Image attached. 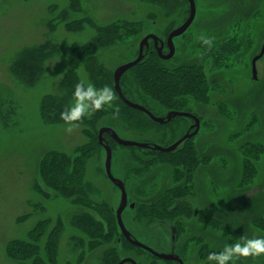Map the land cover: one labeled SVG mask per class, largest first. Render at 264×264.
<instances>
[{
  "label": "rangeland",
  "instance_id": "rangeland-1",
  "mask_svg": "<svg viewBox=\"0 0 264 264\" xmlns=\"http://www.w3.org/2000/svg\"><path fill=\"white\" fill-rule=\"evenodd\" d=\"M194 3L193 22L174 39L177 56L186 64L174 76L180 80L186 67L197 65L204 83L172 78L178 90L162 95L155 88L150 94L139 82L145 67L169 71L181 66L159 59L150 41L146 55L123 74L120 84L158 116L169 110L168 99H181V109L197 114L198 132L172 153L123 147L105 138L112 149V174L126 180L128 203L139 197L133 180L139 176L137 183L151 187V206L179 197L190 203L193 196L192 204L205 213L200 219L190 214L185 228L175 220L185 201L178 209L165 208L171 218L167 221L156 208L158 219L150 228L154 238L139 237L159 251L174 248L190 264H208V255L225 243L244 235L264 237L253 222L264 216V52L255 80L251 73V58L264 46V0ZM188 14L187 0H0V264L18 263L6 256L15 240L38 245L46 264H117L123 257L166 264L121 243L115 218L120 192L106 176L105 151L97 135L99 128L110 127L123 139L167 146L192 124L183 117L160 125L142 112L130 114L113 88V71L137 56L144 36L155 34L165 41ZM201 34L214 38L211 50L200 42ZM41 47L42 71L36 78L26 81L15 75L13 63ZM160 75L166 81L168 76ZM82 79L97 88L110 86L116 99L94 124H82L68 134L64 122L52 118L59 103H73L65 85ZM81 148L88 154L83 169L87 205L50 188L42 174L51 152L73 157ZM241 148L256 167L245 186L238 185ZM201 156L209 157L206 164L185 172L186 160ZM167 188L173 192L160 196ZM132 214L128 208L123 212L128 227ZM88 217L103 227L105 237L96 245L89 244ZM53 229L56 234L50 235ZM35 230L41 232L38 237L31 234ZM55 235V250L47 253ZM238 264H264V258Z\"/></svg>",
  "mask_w": 264,
  "mask_h": 264
},
{
  "label": "trees",
  "instance_id": "trees-1",
  "mask_svg": "<svg viewBox=\"0 0 264 264\" xmlns=\"http://www.w3.org/2000/svg\"><path fill=\"white\" fill-rule=\"evenodd\" d=\"M115 29L117 30L116 27ZM105 37L110 39V36H105ZM42 49L43 48L41 47L40 49L31 51L30 52L31 54L25 53V57L22 60H16L11 66L13 73H15V75L19 76L23 80H26V81L34 80L38 72L40 70L42 71V57H43V55H41L43 51ZM155 67L152 68L151 65H148L147 67H145L143 71H141V79L138 77L140 79L139 82L142 81L144 85L146 84L147 90L150 92V94H151V89L155 90V88H157L158 89L157 92L160 91L162 95L173 92V90H178V88L175 87L174 81L172 80V78H174V80L176 81L178 79V76H177L178 73L176 72L180 70L181 68H183L184 66H180L178 68H174L169 71L166 69L163 70L161 69L160 66L158 67L157 65ZM186 68L187 70L185 74L180 75V76H183L181 77L182 79H180L182 80L181 82L186 83V80H187V83H188V81L196 80L197 83H200V82L204 83L203 73L200 69L198 70L197 65H191ZM160 72L166 75V77L168 76L169 78L165 77L166 78V81H165L164 78H162V76L160 75ZM174 73H176L177 75L174 76ZM158 80L160 81L158 82ZM180 80H177V81L180 82ZM76 84H77L76 81H73V82L70 81L65 85L68 92L70 93V96L73 95ZM120 87H121V91L123 95L125 96V98H127L128 100L134 103H138L137 102L138 100L140 102L138 104L145 106L147 109H149L152 112L151 108L148 107L144 103V101H142L137 96H135V94L133 93L134 91L130 92L128 89L126 90V87L121 84H120ZM160 97H165V96H160ZM179 103L182 104L181 99H178V98L168 99L167 104H169L170 106L169 110L189 112L187 110L181 109L182 105H180ZM67 106L68 105L63 104V103H59L57 105V110L55 112V115L52 118V122L62 121L60 119V114L65 110ZM123 107L124 109L128 110L130 114H133L135 116L141 113L139 111H135L124 105ZM102 112H104V110L96 112L90 119L85 118L82 124H90V125L94 124L95 121H97V119L102 115ZM176 119H182V117H177L174 120ZM241 154H242V164H241V172L239 176L238 185L245 186L248 183H250V181L253 179L255 175L256 167L254 165L253 160L249 158L248 151L246 150V148L245 149L241 148ZM86 155H88L87 150L83 148L79 149L77 155L73 157L67 155L66 153H62V152H55V153L51 152L49 155H47V157H45V160L43 162L44 168L42 171V174L45 177L46 182H47L46 184L50 188L59 192L60 194H65L68 198H71V200L74 203H82L85 205L90 203L89 199L86 197L87 192H88L87 191L88 185L87 184L85 185L83 183V169H84L85 161L87 159ZM208 158L209 157L207 156H201L197 159L188 158V160H186L188 161V164H187V168L185 172L187 173L195 172L198 166H202L206 164L205 160H207ZM183 206L185 207L183 208L182 212H180L181 215L189 216L192 213L190 210V204L184 203ZM176 208H179V206H177ZM203 214L205 213L197 214V216L200 215L198 218L200 219V217H202ZM85 222L86 224L88 223L87 224L88 227L86 228L88 230V234L91 236V239H92L89 244L96 245L100 240L102 241L105 237L102 224L99 223V221H94L90 219L89 217L87 221ZM217 222L221 223L218 220ZM253 222L255 223L256 227H258L261 230H264V216L253 220ZM44 223L46 224V222H43L42 224ZM36 229L39 230V228H36ZM38 230L31 232V234L34 237L35 236L38 237L41 234V232H39ZM56 231H57L56 229H53L50 235H52L53 233L56 234ZM56 238H57V235L53 237L52 241L50 242V246L49 245L46 246L45 249L47 253L53 254V251L55 250ZM206 252L208 251L207 250L204 251V254H206ZM110 254L113 255V253H109V256ZM6 256L7 258L15 259V261L18 262L16 264H46L44 263L43 258L40 256L38 245L29 243L26 241L15 240L14 242H11L6 251Z\"/></svg>",
  "mask_w": 264,
  "mask_h": 264
},
{
  "label": "water",
  "instance_id": "water-1",
  "mask_svg": "<svg viewBox=\"0 0 264 264\" xmlns=\"http://www.w3.org/2000/svg\"><path fill=\"white\" fill-rule=\"evenodd\" d=\"M188 4H189L188 18L185 20V22L181 26L172 30L167 36V46L169 48V53L166 55L161 54V49L163 48L162 44L157 49V53H158L159 57H161L162 59H169L172 56V54H173L172 39L174 37H177V36L183 34L187 30V28L190 26V24L192 23V21L195 17V10L196 9H195L194 1L188 0ZM151 39L154 41V44L157 45V42H158L157 36H155L154 34H148V35L144 36L141 39V41L139 42V49H138L137 56L134 59H132L126 63H123V64H121L115 68V70L113 71V88H114V91L117 94L118 98L126 106L146 114L153 122H156L159 124H165V123L171 121L175 117H186V118H190L193 120V122H194L193 125L190 127L189 131H187L182 137H180L174 143H172L171 145H169L167 147H162V146H159L156 144L150 146L148 143H142V142H136V141H132V140L122 139L117 135V133L113 129H111L109 127H101L98 129L97 141H98V144L100 146H102L104 148V151H105L104 168H105L106 176L121 191L120 205L116 211V221H117L118 227H119L122 235L124 236V238L127 241H129L131 244H134V245H137V246H140V247H143V248L149 250L157 258L164 259V260H178L180 262V260L173 255L159 254V253L147 248L146 246H144V245H142V244H140L134 240H131L129 233L126 231V229H125V227L121 221V212L126 205L125 190H124L122 183L119 182L117 179H115L111 173L112 151H111V148L107 144L106 139L104 137L105 135H108L111 139L114 140V142H116L117 144H119L121 146H125V147L152 148L153 150H156V151L170 153V152L174 151L181 143H183L185 140L189 139L190 137L194 136L198 132L199 123H200L199 119L197 117H195L194 115H192L191 113L180 112V111H169L165 117H156L150 111H148L145 107H143L142 105H139L137 103L131 102L130 100L125 98V96L123 95V93L121 91V87H120V79L127 70H129L130 68L137 65L143 59L144 48L148 47V41ZM262 53H263V51H262ZM262 53H260L258 56L254 57L252 59L251 73H252L253 79L256 78L255 62L262 55ZM191 129H193V131L190 132ZM126 260L123 259L118 264H123ZM180 264H181V262H180Z\"/></svg>",
  "mask_w": 264,
  "mask_h": 264
},
{
  "label": "flooded vegetation",
  "instance_id": "flooded-vegetation-1",
  "mask_svg": "<svg viewBox=\"0 0 264 264\" xmlns=\"http://www.w3.org/2000/svg\"><path fill=\"white\" fill-rule=\"evenodd\" d=\"M188 1V0H187ZM194 1V0H193ZM189 15V14H188ZM187 18H188V16H187ZM186 18V19H187ZM185 19V20H186ZM185 20L182 22V24L185 22ZM194 20V19H193ZM193 22V21H192ZM181 24V25H182ZM180 25V26H181ZM188 29V28H187ZM186 32V31H185ZM184 32V33H185ZM183 33V34H184ZM183 34H181V35H183ZM155 35V34H154ZM181 35H179V36H181ZM156 36V35H155ZM168 36V35H167ZM178 37V36H177ZM157 38H158V42H157V45H155L154 44V41L151 39V40H149L148 41V47H145L144 48V55H145V53L147 52V50L149 49V46H150V44H149V42L151 41V43H152V48H153V50H154V52L156 53V55H157V57L159 58V59H161V60H164V61H167V60H172V61H177L181 66H183V65H186V64H184V63H182L181 62V60L178 58V56H177V52H178V50H177V47H176V45H175V42H174V39L176 38V37H174L173 39H172V43H173V54H172V56L169 58V59H162L161 57H159V55H158V53H157V49L160 47V45L162 44L163 45V48L161 49V54L162 55H166V54H168L169 53V48H168V46H167V37H166V40L165 41H163L161 38H159L158 36H157ZM166 48V50H167V52H164V49ZM262 51L264 52V46H262L261 47V49H260V52L257 54V55H254L252 58H251V63H252V59L254 58V57H256V56H258L260 53H262ZM151 53H153L152 51H151ZM262 55H263V53H262ZM262 55L256 60V62H255V67H256V63H257V61H259L260 59H261V57H262ZM201 61H202V59H201ZM178 64V65H179ZM180 67V66H179ZM252 79H253V76H252ZM256 78H254L253 80H255ZM138 104V103H137ZM140 105V104H139ZM143 106V105H142ZM143 107H145V106H143ZM146 108V107H145ZM132 109V108H131ZM147 109V108H146ZM148 111H150L149 109H147ZM169 111H176V110H168V111H166L163 115H161V116H157V115H155L153 112H151L154 116H156V117H165L166 115H167V113L169 112ZM140 112V111H139ZM180 112H184V111H180ZM189 113V112H188ZM192 115H194L195 117H197L198 118V116H197V114H195V113H192V112H190ZM146 115V114H145ZM147 116V115H146ZM148 117V116H147ZM149 118V117H148ZM175 118H177V117H175ZM183 118V117H182ZM184 118H186V117H184ZM150 119V118H149ZM174 119V118H173ZM172 119V120H173ZM187 119H190V118H187ZM199 119V118H198ZM151 120V119H150ZM171 120V121H172ZM192 120V119H191ZM152 121V120H151ZM171 121H169V122H171ZM169 122H167V123H165V124H168ZM200 122V121H199ZM156 123V122H155ZM193 120H192V124L191 125H189V127L187 128V130H186V132L187 131H189V129H190V127L193 125ZM157 124H159V123H157ZM165 124H160V125H165ZM110 128V127H109ZM112 129V128H111ZM191 131H193V129H191L190 130V132ZM185 132V133H186ZM184 133V134H185ZM183 134V135H184ZM118 135V134H117ZM182 135V136H183ZM105 136H107L108 138H110L108 135H105ZM104 136V137H105ZM119 136V135H118ZM181 136V137H182ZM120 138H122L121 136H119ZM193 137V136H192ZM180 138V137H179ZM178 138V139H179ZM191 138V137H190ZM106 139V138H105ZM111 139V138H110ZM123 139V138H122ZM112 141H114L113 139H111ZM125 140H127V139H125ZM177 140V139H176ZM175 140V141H176ZM174 141V142H175ZM106 142H107V139H106ZM136 142H142V141H136ZM173 142V143H174ZM116 143V142H115ZM142 143H148L150 146L151 145H154V144H156V143H153V142H142ZM107 144H108V142H107ZM117 144V143H116ZM172 144V143H171ZM170 144V145H171ZM109 145V144H108ZM119 145V144H118ZM156 145H158V144H156ZM121 146V145H120ZM159 146H161V145H159ZM167 146H169V145H167ZM167 146H162V147H167ZM123 147H125V146H123ZM111 148V147H110ZM134 148H138V147H134ZM139 149H144V150H153L152 148H139ZM111 151H112V149H111ZM154 151H156V150H154ZM160 152V151H159ZM163 153H165V152H163ZM111 160H112V157H111ZM145 162H149V160H146ZM144 167H145V165H144ZM143 167V168H144ZM143 168H140V170H142ZM111 173H112V170H111ZM113 175V174H112ZM113 177L115 178V179H117L119 182H121L122 183V185H123V187H124V190H125V194H126V205H125V207L123 208V210H122V212H121V221H122V223H123V225H124V227H125V229H126V231L129 233V236H130V238H131V240H134V241H136V242H138V243H140V244H142V245H144V246H146L147 248H149V249H151V250H153V251H155V252H157V253H159V254H167V255H173V256H175V257H177L179 260H180V262H181V264H190V262H186V260L174 249V248H171V249H169L168 251H159V250H157V249H155L154 247H152L151 246V243H149V242H147L145 239H142L141 237H139V235H144V237H145V235L147 236V234H148V236H151L150 237V240L151 239H153L154 238V234H151V231H150V228H151V225H155V223H156V220L158 219L157 217H156V213L158 212V214L160 213H162V215L163 216H165L166 215V218L164 217V219L167 221L168 219H171L170 217H169V215H167V213H166V211H165V208H171V207H173L174 209H176V207L179 205V204H183V202L185 201L183 198H175L174 200H173V202H172V200H166V204L165 205H162V206H159V204H161L160 202L161 201H157L156 203H155V205L153 204L152 206H151V187L150 186H145V185H142V184H139L140 183V181H139V176H136L137 177V179H136V177L134 178L133 177V180L135 179V182H136V184H135V188H136V190H137V193H136V191H135V193L136 194H138V196L139 197H135V198H133L132 199V201L130 202V203H128V196H129V193H128V188H127V184H126V180L125 179H123V178H117V177H115L114 175H113ZM139 178V179H138ZM141 180V179H140ZM110 181V180H109ZM111 182V181H110ZM137 182H139V183H137ZM112 183V182H111ZM113 184V183H112ZM192 184H194V182H192ZM114 185V184H113ZM115 187H117L116 185H114ZM117 189L119 190V192H120V196H121V191H120V189L117 187ZM170 190V191H169ZM172 190L170 189V188H167L166 189V191H164L163 192V194H161L160 196H162V197H164L166 194H168V193H170ZM143 194V195H142ZM194 197L193 196H191L190 197V203H191V205H190V210H191V215L192 216H196L198 213H200V212H202L203 213V211L201 210V209H199L198 207L196 208L195 207V205H193L192 204V199H193ZM155 201V200H154ZM154 201H152L153 203H154ZM185 203H188V202H186L185 201ZM189 203V204H190ZM119 205H120V199H119ZM119 205H118V207H119ZM158 206V207H157ZM118 207L116 208V211H117V209H118ZM129 209V210H133V214H132V216L129 218V220H130V223H131V226L130 227H128L127 226V224L125 223V221L123 222V212H124V210L125 209ZM156 208H158V211L156 212ZM178 209V208H177ZM200 211H199V210ZM116 211H115V218H116ZM156 212V213H155ZM187 218H188V216H184V215H178L177 217H176V221L179 223V224H182V226L183 227H185V228H187V225H189L188 224V221H186L187 220ZM171 221V220H170ZM176 222V223H177ZM125 223V224H124ZM116 224H117V221H116ZM133 225L135 226V227H133ZM166 225V224H165ZM117 226H118V224H117ZM167 227H169V225L167 224L166 225ZM181 226V227H182ZM118 229H119V227H118ZM119 231H120V229H119ZM120 233H121V231H120ZM121 239H120V241H121V243H126V244H129L130 246H132V247H134L135 249H137V250H142L143 252H145V253H147L148 255H150L151 257H153L154 259H158V260H160V261H163L164 263H166V264H180V262L178 261V260H164V259H160V258H157L155 255H153L149 250H147V249H145V248H143V247H140V246H137V245H134V244H131L129 241H127L125 238H124V236L122 235V233H121ZM184 236L186 237L187 235L186 234H184ZM173 237L175 238L176 236H175V234H173ZM184 237V238H185ZM184 242L186 243V241L184 240ZM177 249V248H176ZM126 260L123 264H142V262L140 261V260H138L137 258H134V257H123L121 260ZM120 260V261H121ZM119 261V262H120ZM118 262V263H119ZM117 263V264H118ZM151 264H153L152 262H151Z\"/></svg>",
  "mask_w": 264,
  "mask_h": 264
},
{
  "label": "clouds",
  "instance_id": "clouds-1",
  "mask_svg": "<svg viewBox=\"0 0 264 264\" xmlns=\"http://www.w3.org/2000/svg\"><path fill=\"white\" fill-rule=\"evenodd\" d=\"M199 40L209 50L213 47L214 38L201 34ZM115 99V93L110 86L97 88L82 79L75 85L73 103L60 114L65 126L64 131L71 134L82 125L85 118L90 119L96 112L112 108ZM262 258H264V237L249 238L244 235L235 243H225L220 251L210 253L207 260L208 264H238L241 260L255 262Z\"/></svg>",
  "mask_w": 264,
  "mask_h": 264
}]
</instances>
